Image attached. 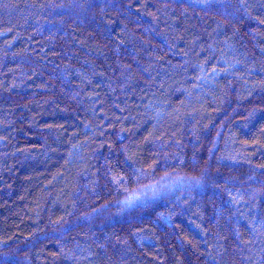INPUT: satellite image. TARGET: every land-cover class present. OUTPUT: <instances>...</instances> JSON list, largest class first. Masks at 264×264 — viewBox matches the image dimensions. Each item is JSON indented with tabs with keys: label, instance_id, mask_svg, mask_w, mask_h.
Listing matches in <instances>:
<instances>
[{
	"label": "trees",
	"instance_id": "obj_1",
	"mask_svg": "<svg viewBox=\"0 0 264 264\" xmlns=\"http://www.w3.org/2000/svg\"><path fill=\"white\" fill-rule=\"evenodd\" d=\"M0 264H264V0H0Z\"/></svg>",
	"mask_w": 264,
	"mask_h": 264
}]
</instances>
